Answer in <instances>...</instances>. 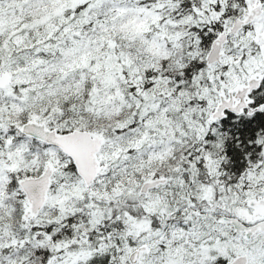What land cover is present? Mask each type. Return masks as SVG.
Returning <instances> with one entry per match:
<instances>
[{
	"label": "snow or ice",
	"instance_id": "obj_1",
	"mask_svg": "<svg viewBox=\"0 0 264 264\" xmlns=\"http://www.w3.org/2000/svg\"><path fill=\"white\" fill-rule=\"evenodd\" d=\"M0 264H264V0H0Z\"/></svg>",
	"mask_w": 264,
	"mask_h": 264
}]
</instances>
